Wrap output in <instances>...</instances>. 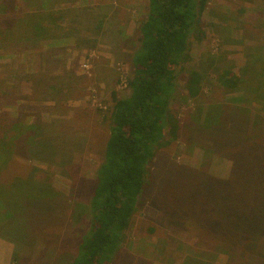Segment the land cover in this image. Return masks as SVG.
<instances>
[{"label":"rangeland","instance_id":"1","mask_svg":"<svg viewBox=\"0 0 264 264\" xmlns=\"http://www.w3.org/2000/svg\"><path fill=\"white\" fill-rule=\"evenodd\" d=\"M4 9L1 127L47 124V134L65 140L68 152L58 161L34 164L25 147L16 150L5 173L8 178L34 177L39 198L26 201L11 220L0 219V264H70L91 228V197L110 135L111 93H131L132 57L140 45L139 27L149 0H0V11ZM29 14H38L34 18L51 32L29 41L2 35L13 18ZM201 23L205 34L201 40L192 38L190 60L177 72L171 109L180 122L178 138L158 150L151 182L112 264H183L187 258H198L187 264H229L250 259L241 248H229L218 239L214 220L220 209L229 208V184L223 181L243 176L235 160L246 143L262 146L264 175V88L258 91L247 81L263 66L251 72L245 68L249 54L264 56V0H210ZM229 68L245 75L239 88L219 83ZM192 71L203 78L196 98L186 92ZM229 126L236 132L231 139ZM233 183L240 186L237 180ZM47 193L51 199L42 198ZM194 212L212 233L201 234L195 219L187 220ZM260 246L264 251V235Z\"/></svg>","mask_w":264,"mask_h":264},{"label":"trees","instance_id":"2","mask_svg":"<svg viewBox=\"0 0 264 264\" xmlns=\"http://www.w3.org/2000/svg\"><path fill=\"white\" fill-rule=\"evenodd\" d=\"M209 1L149 0L147 17L139 27L140 45L132 57L133 73L128 80L131 93L128 97H121L115 91L111 93L110 135L91 197V228L70 264H112L121 251L140 199L151 182V164L158 150L168 147L178 138L180 122L171 109L177 88V72L190 60L192 38L201 40L205 34L201 19ZM0 12H5V9ZM36 16L39 15L13 18L2 35L7 38L20 36L21 40L29 41L34 36L50 33L52 28L42 27L34 18ZM249 56L245 68L250 72L256 66H263L256 78L247 80L259 91L264 88L257 81L259 79L264 83V56L256 53ZM243 78L229 68L220 74L219 83L225 88L236 89L246 81ZM202 82L199 72H190L186 83L188 97L196 98L201 94ZM260 95L264 96V92ZM1 125L0 219L7 217L11 220L20 214L26 201L39 198L35 196L37 181L34 177L8 178L5 173L16 150L25 147L34 164L42 161L51 163L58 161L59 157L63 159L68 152L64 149L68 143L48 135L47 124L44 128L38 124L11 123L7 128ZM235 133V128L229 126V139L234 138ZM21 137H25L26 141L20 145ZM257 145L259 148H254L253 143L248 142L236 155L237 171L243 176L232 175L229 180L223 181L229 184V208L220 209L214 220L217 237L227 242L229 248H241L250 255L248 262L229 261V264H264V251L260 246L264 235L263 148ZM234 180L239 181L240 186H235ZM21 196L22 199H19ZM42 198L51 199L52 196L47 193ZM190 218L195 219L201 234L204 230L211 232V226L205 224L202 216L199 218L198 214L191 213L187 220ZM150 231L155 230L151 228ZM194 260L186 259L190 262ZM12 261H17L15 256ZM186 261L183 264H187Z\"/></svg>","mask_w":264,"mask_h":264},{"label":"built area","instance_id":"3","mask_svg":"<svg viewBox=\"0 0 264 264\" xmlns=\"http://www.w3.org/2000/svg\"><path fill=\"white\" fill-rule=\"evenodd\" d=\"M126 86H127V84H126Z\"/></svg>","mask_w":264,"mask_h":264}]
</instances>
